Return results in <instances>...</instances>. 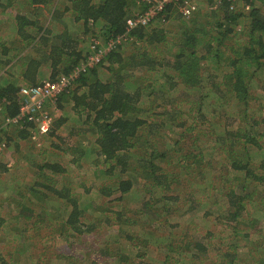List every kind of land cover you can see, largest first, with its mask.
Segmentation results:
<instances>
[{
    "label": "trees",
    "instance_id": "obj_1",
    "mask_svg": "<svg viewBox=\"0 0 264 264\" xmlns=\"http://www.w3.org/2000/svg\"><path fill=\"white\" fill-rule=\"evenodd\" d=\"M22 1L25 8L14 16L15 37L4 41L0 36V137L7 127L16 126L22 127L18 138L25 140L24 132L35 128L31 122L17 126L9 121L18 115L20 87L40 83L45 64L49 81H55L85 64L99 48L95 42L105 47L119 40L97 64L80 72L55 102L58 110H64L62 102L70 103L69 114L81 126L69 134L79 142L65 146L63 162L38 165L37 179L3 201L11 219L20 221L11 224L14 238L30 241L33 227L38 225V232L51 223L41 241L58 254L45 249L34 264H109L111 259L121 264L122 255L128 258L121 247L127 243L147 256L155 234L137 232L148 223L160 224L163 216L168 220L171 210L181 211L174 191L179 176L187 174L205 190L222 193V187L226 218L234 224L232 237L259 244L264 253V106L256 105L262 93L251 89L253 80L264 76V0H217L216 9L207 7L204 15L198 6L189 19L168 6L146 27L129 31L126 19L144 10L139 0ZM137 4L141 9L133 12ZM12 5L10 1L5 7L13 10ZM46 9L52 24L44 26ZM170 21L173 28L168 31L165 23ZM57 23L63 28L54 33ZM86 40L91 41L88 48ZM27 47L36 51L22 58ZM181 87L185 93L179 95ZM62 123L41 128L51 138ZM69 165L90 179L88 187L84 180L79 189L92 195L96 188L98 202L82 206L72 189H55ZM8 169L0 161V176ZM40 188L49 195L38 193ZM134 196L141 200L130 205ZM109 198L107 204L112 205L100 209V201ZM188 208L193 210L192 201ZM4 210L0 242L8 229ZM27 224L33 226L27 229ZM107 228L118 234L106 239ZM175 235L170 231L162 244L168 254L190 258L194 252H206L198 242ZM246 247L250 256L253 247ZM83 252L98 255L102 262L90 257L83 263ZM222 256L224 264H244L238 262L235 246ZM180 257L168 255L157 263L181 264L185 260Z\"/></svg>",
    "mask_w": 264,
    "mask_h": 264
},
{
    "label": "rangeland",
    "instance_id": "obj_2",
    "mask_svg": "<svg viewBox=\"0 0 264 264\" xmlns=\"http://www.w3.org/2000/svg\"><path fill=\"white\" fill-rule=\"evenodd\" d=\"M10 1L11 4H15V6L12 5L13 10L6 9L5 7V4L10 3ZM196 2L199 6V10H201L199 13L204 15L207 14L208 9H216V6L220 5L217 0L212 3L208 2V0H196ZM19 3L21 4V6ZM23 8H25V4L22 0H1L0 36L4 38V41L13 39L15 37L16 23L14 20V16ZM140 9V6L137 4V7L133 9V12L139 11ZM46 10L47 11L42 10L43 18L41 21L44 26H46L48 23L52 24L51 22H49V10ZM44 17H46V20L44 19ZM165 24L168 31L172 30L173 23H171V21ZM62 28L63 26L57 23L53 26V32L59 33ZM85 42L86 43L84 44H86L87 46H85L88 48L91 41L86 40ZM98 46L100 48V43ZM25 49L27 50L24 53L22 52V58L27 56L28 54H31L32 51L30 50H33L29 49V47ZM94 49L95 47L93 46V50ZM49 70L50 69L46 64L42 67V69L40 70V82L50 80L49 78L51 72ZM262 85H264V76L260 75L256 77L251 83V89L254 91L257 89L262 93L260 94V99L256 102V105L262 103L264 106V87H261ZM183 91L179 89L177 94L181 95L185 93L184 89ZM69 105L70 103L62 102V107L64 108V110H58L56 104L48 105L46 108L50 116L48 122L50 126H53L55 121L64 120V123H62L59 128L55 129L58 137H56V134L51 138L46 136V133L42 130L41 126L28 129L26 132H24L27 137V139L25 140H20L17 135L18 130H20V128L22 127L19 128L16 126H10L4 130V134H2L0 137V161L8 164L9 169L7 173H4L0 176V210H4L6 207L3 201L16 194L17 189H22L20 188L22 184L37 179L36 172L38 165H42L47 161L57 163L63 162L65 158L63 151L65 149V146L67 147V144H71V146L76 145L79 142L80 139L76 135L74 136L69 134L71 131L74 132L76 130H79L81 126V122L75 121L74 119H76V117L69 114ZM262 114L264 115V112ZM3 144L4 147L2 146ZM70 167L71 168H64L65 172H61L59 174L62 175L63 178L61 179V177H59L60 179H58V183L55 186V189H72L73 197L76 198L79 204L82 206H86V204L89 203L95 204L96 201L98 202L100 195L97 196L96 188L91 191V193L93 192L92 195H87L84 193V191H82V189H79V185L84 180L87 181L88 187L91 182L90 179L87 177L83 178L81 172L78 171L77 168H74V166ZM178 183H180L177 186L178 189L174 192L176 196L181 199L178 209L181 211L179 212L177 210H171L169 212L172 213V215L168 220L165 221V217L163 216L162 219H159L161 222L160 224L148 223V226H145L144 229L138 230L137 235H139V233L146 234L150 232L155 234L153 235V240H151V243L149 244L150 251L148 252L147 256H142L143 252L140 249L133 248L131 246L129 247V243H127L126 245H122L123 239L120 240V243L122 245L121 247L123 248L125 254H127L128 256L127 258L125 255H122V259L120 258L122 260L121 264H137L138 262L142 264H156L157 262L161 263L165 261L168 255H171L172 259L179 258L181 256L180 254H168L167 252H165L164 247H162V244H166V239L167 236H169L170 231L175 232L181 239L187 238L188 241L186 242H198L201 246H205L206 252L204 254L194 252L195 257H180L185 260L182 261L181 264H184V262L185 264H224V261L222 260L224 258L222 255L229 250V247L234 246L237 247L238 251H240V256L237 259L238 262L244 264H264V253L263 250L260 249L261 245H250L247 241L244 242L241 238L238 239L239 237L237 235L235 237H232V228L234 227V224L229 223V220L226 218L228 210L225 203L222 187V193H214L213 191L208 189L205 190L198 185L199 182L196 181V179H193V177L191 178V176H189L188 174L179 176ZM97 184H100V181H97ZM50 185L51 184H48L47 187H50ZM46 190L47 189L40 188L38 193L43 192L47 194L48 190ZM187 193H189L190 196L188 197V201H186L184 204L183 198ZM111 199L112 198L102 199L100 201V203H102V208L100 209H108V206L112 204H107V202L111 201ZM139 200H141V198H137V196L131 197L129 200V204L134 205ZM189 200L193 202V210H190V208L186 209L190 204ZM187 202H189V204H187ZM93 208L94 207L89 210H93ZM113 211L115 210H105L106 213ZM9 212L10 210L3 211V216L6 220L5 225L8 229L4 231V238L0 242V264H34L37 257H40L41 259L43 258L45 249L51 252V255L53 254V256H56L58 254L54 253L53 247H48L45 242L41 241L44 240V236L47 231L50 233L51 223L48 228H42L41 230L38 228V232V225L37 227H33V231H29L28 233L29 235H34L31 237L30 241H27L25 238L22 239V236H17L14 238L15 233L14 229L12 231L11 224H13L14 227L16 226V224H19L18 222L20 221L11 219L10 215H8ZM48 215L52 223H54L52 216H50V214ZM109 215L112 216L111 214ZM32 226L33 225L31 224H27V229H30ZM40 231L43 234L41 238H39V233H41ZM36 234L38 238L36 237ZM116 234H118V231H115L114 229L109 230L107 228L105 238L107 239L110 236L115 237ZM177 236L175 235V237ZM138 237L142 239V237ZM13 239L15 240L12 241ZM101 245L103 244L100 243V247ZM24 246H27L28 248H25ZM246 246H249V248L253 247L250 256L247 255ZM262 247L264 248V243L262 244ZM260 250L262 253L260 252ZM64 251L68 252V250ZM64 251H61L62 254H65ZM83 253L85 254V252ZM219 254H221V256H219ZM47 255H49V253ZM137 255L141 256L137 257ZM90 257L95 258L96 260L100 261V263L102 262V259L98 255L94 254H85V257L81 261L83 263L86 261H90ZM10 258L13 260L11 263H8L10 261ZM54 261L56 260L54 259ZM174 262L175 261H173V263ZM109 264H117V261L115 262V259H111Z\"/></svg>",
    "mask_w": 264,
    "mask_h": 264
},
{
    "label": "built area",
    "instance_id": "obj_3",
    "mask_svg": "<svg viewBox=\"0 0 264 264\" xmlns=\"http://www.w3.org/2000/svg\"><path fill=\"white\" fill-rule=\"evenodd\" d=\"M238 1L245 4L252 0ZM139 2L144 10L126 19L128 31L137 26L146 27L168 6H174L183 18H189L198 10L196 0H139ZM116 43H119V40L108 42L103 48H97L95 54L89 56L85 64H81L72 70V74L68 76H59L55 81L46 80L37 85L21 86L18 92L21 101L18 115L11 119L9 123L21 126L25 121L31 122L34 127L49 124L50 116L46 109L47 105L55 104L58 96L71 87L72 81L78 77L79 73L87 67L97 64L102 55L108 50L111 51ZM95 44L99 45V42H95ZM2 146L4 147V144Z\"/></svg>",
    "mask_w": 264,
    "mask_h": 264
},
{
    "label": "crops",
    "instance_id": "obj_4",
    "mask_svg": "<svg viewBox=\"0 0 264 264\" xmlns=\"http://www.w3.org/2000/svg\"><path fill=\"white\" fill-rule=\"evenodd\" d=\"M39 78H40V76H39Z\"/></svg>",
    "mask_w": 264,
    "mask_h": 264
}]
</instances>
